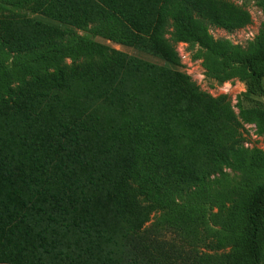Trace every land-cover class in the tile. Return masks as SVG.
Instances as JSON below:
<instances>
[{
  "label": "trees",
  "instance_id": "obj_1",
  "mask_svg": "<svg viewBox=\"0 0 264 264\" xmlns=\"http://www.w3.org/2000/svg\"><path fill=\"white\" fill-rule=\"evenodd\" d=\"M252 23L224 0H0V264H264V157L245 151L236 159L199 127L208 110L232 127L264 128V104L255 102L264 98V27L247 48L210 34ZM88 31L156 51L175 67L177 44L199 46L208 77L240 79L243 99L255 106L240 102L238 120L227 96L213 98L186 74L80 35ZM104 107H132L129 126L146 119L156 128L162 119V137L171 126L187 128L209 161L195 162L184 145L166 150L171 165L176 153L188 157L178 168L201 177L194 190L173 184L157 128L156 137L144 128L147 136L137 139ZM170 134L166 141L176 146ZM234 160L244 179L228 190V202L219 198L206 212L174 199L204 197L210 176ZM174 234L179 247L167 241Z\"/></svg>",
  "mask_w": 264,
  "mask_h": 264
},
{
  "label": "rangeland",
  "instance_id": "obj_2",
  "mask_svg": "<svg viewBox=\"0 0 264 264\" xmlns=\"http://www.w3.org/2000/svg\"><path fill=\"white\" fill-rule=\"evenodd\" d=\"M155 4L158 5L161 0H154ZM225 2H229L234 4L235 6L241 7L242 9L246 10L252 17V25L246 27L245 29L236 31L234 33H227L226 31L218 28H211L210 34L215 38L216 40H228L233 45L241 46L242 48H247L250 43L254 42L259 33L262 31L264 27V10L261 7L260 3L257 0H224ZM27 17L32 19H38L42 20L45 25H48L52 28H60L56 22L46 19V18H40L37 16H33L28 12H25ZM80 35H83L85 37H91L92 40L98 44L104 45L106 47L112 48L121 54L130 57L137 61H142L144 63L150 64L152 66H155L156 68L165 69L169 72L175 73L180 72L183 74L188 75L191 77L192 81L197 84L199 89L209 94L213 98H218L221 96H227L228 100L231 103L232 109L234 110L238 120H239V103L241 102L243 108H251L255 106L254 103H249L243 99V94L246 92L245 85L240 79H235L230 81V84H227L225 87L223 84L217 82L214 79H211L206 74V70L203 67V60L201 59V55L203 54V50L199 46L191 47L189 43H179L176 45L177 53L181 60L180 67H175L171 65L167 60L160 57L156 51H150L145 49H138V47H134L133 45L129 44H121L120 42H112L107 41L100 37H92V32L88 31L86 33L81 32ZM138 35V34H137ZM7 66L10 70L14 69V66L11 62H6ZM19 81L16 80V76H14V80L12 82V86H15L18 84ZM140 100L144 103L143 95L140 96ZM255 102L258 104H264V98H257L255 99ZM146 108V107H145ZM132 107L128 110L122 109L118 111H114L112 109H109L107 107L103 108V112H106L107 115L113 113L117 118H119V122H121L122 126H125L127 129L125 132H129V130L132 131L133 135L137 138H144L147 135L144 133V128H147V130L151 131L153 130V133L156 137V128H157V142L159 147V152H162L164 156V159L169 166L170 170L173 173L172 180L173 184L179 188V189H191L194 190V186L197 181L200 180L201 177L198 176H192L190 174L191 168H189L187 171L182 172L179 171L178 165L181 164V162L185 161V158H188L187 156L183 154H178L176 158L175 164V170L172 168L170 160L167 158L170 155V152L166 149L168 148H175L178 146L184 145L186 150L188 151L190 157L195 160V162L202 159V161H209L204 155L205 152L201 148L200 145H194L192 141L189 139L190 132L187 130V128L180 126H171L169 128L168 134H170L171 140L173 139V135L175 134L178 138V142L175 146V141L171 143H167L166 136L162 137L159 136L163 128L165 127L164 123L162 122V119L157 118L154 121V125L156 128L153 127L150 120L146 122L144 125L138 127V126H129L130 123L129 119L127 118V115L132 112ZM145 116L146 113L142 112ZM198 120L197 118H194V121ZM199 127L200 129L204 130V127L206 129V132L209 134L208 137H214L216 134V140L219 142L218 145H222V148L225 149V153L229 151V149H233L235 152L236 159H240L243 156V152L245 151H251L256 152L257 154L264 157V128L258 126L257 123H243L240 121V127H232L229 126V124L222 123V120L215 119L213 116H211L208 112V110L205 111V113L200 114V121H199ZM178 123H183V121H179ZM225 126V127H224ZM137 127V128H136ZM222 127V129H221ZM138 130L139 132H136ZM216 132V133H214ZM214 133V134H212ZM159 136V139H158ZM131 148L126 145L125 151L121 152L120 154L124 156V159L127 157V151H129ZM202 151V152H201ZM173 163V162H172ZM173 165V166H174ZM237 162L234 160L231 164V166L223 165L222 166V174H216L211 175L210 181L212 182V188L205 185V196L204 197H197L192 198L187 196L186 194H176L174 196V199H176L180 205L184 204H191L195 205L197 203H201L206 212H208L213 205L218 202L219 198L222 202H228V190L236 185H239L243 182L244 179V173L242 170L237 167ZM206 168H209V166H206ZM194 172V171H192ZM195 173V172H194ZM260 186L264 184V175L262 179L260 180ZM226 195V196H225ZM216 206V205H215ZM217 208H214V212H217ZM176 237V238H175ZM178 237L174 235H169L167 237V241L170 242L171 245L174 247H179L180 241H178Z\"/></svg>",
  "mask_w": 264,
  "mask_h": 264
},
{
  "label": "built area",
  "instance_id": "obj_3",
  "mask_svg": "<svg viewBox=\"0 0 264 264\" xmlns=\"http://www.w3.org/2000/svg\"><path fill=\"white\" fill-rule=\"evenodd\" d=\"M227 84H230V82L223 84V86L225 87Z\"/></svg>",
  "mask_w": 264,
  "mask_h": 264
}]
</instances>
